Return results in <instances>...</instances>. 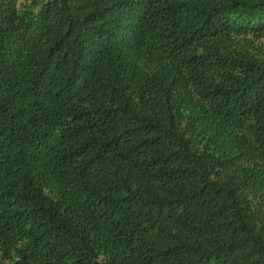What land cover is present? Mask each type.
<instances>
[{
	"label": "trees",
	"instance_id": "1",
	"mask_svg": "<svg viewBox=\"0 0 264 264\" xmlns=\"http://www.w3.org/2000/svg\"><path fill=\"white\" fill-rule=\"evenodd\" d=\"M0 264H264V0H0Z\"/></svg>",
	"mask_w": 264,
	"mask_h": 264
}]
</instances>
